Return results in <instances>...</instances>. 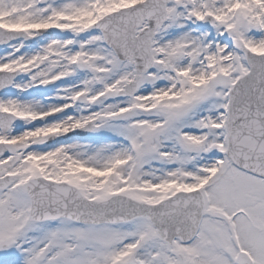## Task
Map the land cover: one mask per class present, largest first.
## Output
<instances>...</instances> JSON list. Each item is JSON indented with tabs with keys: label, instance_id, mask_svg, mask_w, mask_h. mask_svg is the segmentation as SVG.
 Returning <instances> with one entry per match:
<instances>
[{
	"label": "snow or ice",
	"instance_id": "obj_1",
	"mask_svg": "<svg viewBox=\"0 0 264 264\" xmlns=\"http://www.w3.org/2000/svg\"><path fill=\"white\" fill-rule=\"evenodd\" d=\"M0 264H264V0H0Z\"/></svg>",
	"mask_w": 264,
	"mask_h": 264
}]
</instances>
